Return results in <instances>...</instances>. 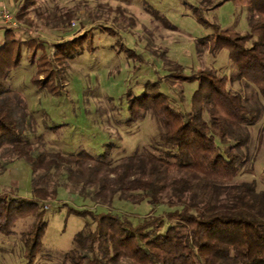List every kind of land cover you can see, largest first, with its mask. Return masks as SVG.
<instances>
[{
	"label": "trees",
	"instance_id": "obj_1",
	"mask_svg": "<svg viewBox=\"0 0 264 264\" xmlns=\"http://www.w3.org/2000/svg\"><path fill=\"white\" fill-rule=\"evenodd\" d=\"M233 1L247 7L249 31L241 34L214 25L206 43L211 49L225 47L237 78L252 83L264 97V0ZM33 3H16L14 24L2 28L0 42V174L15 160H23L31 175L30 196L0 190V233H12L18 218L33 216L21 233L25 262L31 264L41 248L43 202L56 198L58 188L64 187L99 205L118 200L151 206L135 217L102 207L70 208L89 219L63 252L65 264H264V189H257L255 181L235 180L245 160L243 127L254 123L259 109L233 91L225 75L210 69L187 75L178 64L166 76L196 82L189 104L181 89L175 93L177 101L161 91L157 81H147L140 94L127 97L128 124L147 113L153 117L154 151L113 159L107 150L93 154L85 149H40L34 140L33 113L6 79L25 49L35 65L33 85L59 93L64 63L73 57L72 42H82L90 33L56 40L49 53L47 40L36 35L37 24L29 15ZM72 18V13L66 14L65 27Z\"/></svg>",
	"mask_w": 264,
	"mask_h": 264
},
{
	"label": "rangeland",
	"instance_id": "obj_2",
	"mask_svg": "<svg viewBox=\"0 0 264 264\" xmlns=\"http://www.w3.org/2000/svg\"><path fill=\"white\" fill-rule=\"evenodd\" d=\"M33 2L29 15L37 24L36 35L49 41L45 43L49 53L56 40L90 33L84 41L72 42L75 51L64 63L59 93L51 94L33 85L35 65L29 63L25 49L20 64L6 79L8 87L22 93L33 113L34 140L40 149L53 146L63 153L85 149L93 154L107 150L113 159L134 151H154L151 140L157 132L156 123L147 113L128 124L127 97L140 94L147 81H157L158 88L177 101L175 93L181 89L187 105L196 82L180 83L172 76L167 78L170 67L179 64L187 75L197 69H210L225 75L230 88L260 111L254 123L243 127L247 134L242 148L245 160L235 180L255 181L257 189H264V97L252 83L237 78V67L225 47L211 49L206 43V36L215 31L214 25L241 34L248 32L247 7L233 0ZM4 6L9 12L16 10L8 2ZM67 13L73 15L69 27H65ZM2 38L0 27V42ZM169 84L174 91L169 90ZM48 124L59 127L51 130ZM0 190L30 196L31 175L25 161L15 160L6 167L0 174ZM42 207L41 219L46 226L41 248L31 264H65L61 261L63 252L71 246L73 234L89 219L70 208L102 207L135 217L151 206L118 200L109 206L99 205L59 187L56 198L44 201ZM32 222L33 216L18 218L12 233H0V264H27L22 255L21 233Z\"/></svg>",
	"mask_w": 264,
	"mask_h": 264
},
{
	"label": "built area",
	"instance_id": "obj_3",
	"mask_svg": "<svg viewBox=\"0 0 264 264\" xmlns=\"http://www.w3.org/2000/svg\"><path fill=\"white\" fill-rule=\"evenodd\" d=\"M14 15L10 13L5 7H2L0 9V19L3 23L7 25H13L14 24Z\"/></svg>",
	"mask_w": 264,
	"mask_h": 264
},
{
	"label": "crops",
	"instance_id": "obj_4",
	"mask_svg": "<svg viewBox=\"0 0 264 264\" xmlns=\"http://www.w3.org/2000/svg\"><path fill=\"white\" fill-rule=\"evenodd\" d=\"M8 2V4L10 5V6H16V1L15 0H0V9L2 8V7H6V6H4L6 3ZM9 11V10H8ZM11 13H12V11H10ZM14 13V12H13ZM12 13V14H13ZM14 15V14H13ZM4 26H6V24L5 23H3L2 22V20L0 19V27L1 28H3Z\"/></svg>",
	"mask_w": 264,
	"mask_h": 264
}]
</instances>
